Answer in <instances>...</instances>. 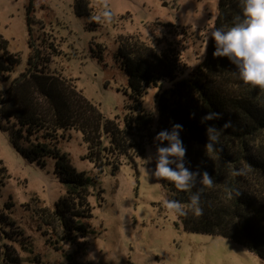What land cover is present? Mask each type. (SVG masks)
<instances>
[{
    "label": "rangeland",
    "instance_id": "obj_1",
    "mask_svg": "<svg viewBox=\"0 0 264 264\" xmlns=\"http://www.w3.org/2000/svg\"><path fill=\"white\" fill-rule=\"evenodd\" d=\"M31 1V41L42 69L70 80L104 116L119 119L131 102L127 74L114 58L120 36H138L159 50L171 44L179 53L176 77L188 78L206 55V33L217 13V0H79L78 8L88 14L82 16L75 11L76 0ZM29 2L0 0V35L19 56L10 79L24 70L30 51ZM104 7L111 11V21H95ZM100 51L101 62L92 56ZM170 85L147 86L141 96L152 126L157 120L156 93ZM57 148L76 171L96 179L88 196L92 217L83 222L90 231L76 233L71 241L60 239L33 212L42 205L53 208L65 193L55 158L47 156L43 164L29 161L0 130V161L6 167L0 212L6 211L22 232V245L12 244L28 264H264L226 237L187 232L176 225V216L162 205L165 192L151 175L153 159L145 163L153 157L152 145L145 146L134 165L123 162L114 174L107 167L98 173L84 157L85 144L76 130L65 131Z\"/></svg>",
    "mask_w": 264,
    "mask_h": 264
},
{
    "label": "trees",
    "instance_id": "obj_2",
    "mask_svg": "<svg viewBox=\"0 0 264 264\" xmlns=\"http://www.w3.org/2000/svg\"><path fill=\"white\" fill-rule=\"evenodd\" d=\"M75 2L76 13L88 15L78 8L79 0ZM32 10L30 0L26 10L30 51L26 67L12 79L10 73L19 63V56L8 50L7 40L0 35V130L8 133L12 146L29 161L43 164L45 157L55 158V172L65 193L53 208H36V219L51 226L63 240L71 241L76 233L90 231L83 222L92 217L88 196L96 179L76 171L57 148L65 131L80 132L86 148L84 157L98 173L107 167L114 174L123 162L134 165L148 144L153 146L154 170V137L178 123L183 126L180 138L187 149L185 159L190 162L186 166L207 171L214 186L203 190V215H175L176 225L187 232L226 237L264 261V89L240 81L234 75L235 65L227 57H214L211 38L200 67L188 78L177 79L179 53L171 44L159 50L138 36L123 35L114 58L127 74L126 94L131 102L121 119L108 118L70 80L42 69L39 52L31 41ZM240 13L239 0H217L212 28L231 26ZM92 56L103 60L102 51L92 52ZM164 82L171 85L156 93L157 120L152 126L141 96L147 86L159 87ZM5 83L7 87H1ZM209 111L221 113L222 118L202 124L201 117ZM190 113L195 115L190 118ZM229 120L232 127L221 132L217 151L208 157L204 147L206 127L220 129ZM242 166L249 168L246 175H231L232 169ZM5 178L6 167L0 161V190ZM158 180L166 198L187 204L188 191L176 189L164 178ZM225 185L239 188L240 196L227 198ZM22 236L8 213L0 212V264H28L12 244L22 245Z\"/></svg>",
    "mask_w": 264,
    "mask_h": 264
},
{
    "label": "clouds",
    "instance_id": "obj_3",
    "mask_svg": "<svg viewBox=\"0 0 264 264\" xmlns=\"http://www.w3.org/2000/svg\"><path fill=\"white\" fill-rule=\"evenodd\" d=\"M241 13L238 14L231 26H221L209 29L205 39L214 40V57H227L235 65L234 75L245 85H251L264 89V0H239ZM93 19L97 22L107 23L112 19V13L107 8H102ZM195 114L190 113V118ZM222 114L209 111L202 116L200 122L218 120ZM232 127V121H226L222 128L217 129L214 125L206 127L207 143L205 154L217 151L221 132ZM183 126L173 123L169 129H162L154 137L156 144L155 168L151 175L157 179L164 178L171 181L178 190L190 193L186 205L179 200L164 198L162 205L172 215L186 216L191 212L195 216L203 215L201 196L205 187L214 186L213 177L207 171H201L199 166L196 170H190L189 161H186V147L184 146L180 132ZM164 142H167L166 144ZM148 157L145 163L152 161ZM249 168L242 166L232 169L231 175L244 176ZM199 186V187H198ZM195 189V190H194ZM227 198H237L241 191L237 187L225 185Z\"/></svg>",
    "mask_w": 264,
    "mask_h": 264
}]
</instances>
